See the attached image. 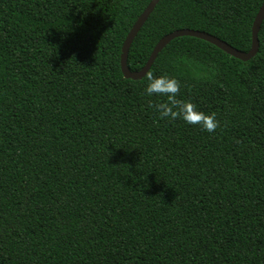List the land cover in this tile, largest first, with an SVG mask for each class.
Returning <instances> with one entry per match:
<instances>
[{"label": "trees", "instance_id": "1", "mask_svg": "<svg viewBox=\"0 0 264 264\" xmlns=\"http://www.w3.org/2000/svg\"><path fill=\"white\" fill-rule=\"evenodd\" d=\"M150 0H0V264H264V19L247 61L193 36L140 79ZM263 0H160L133 38L247 51ZM214 113L162 120L146 77Z\"/></svg>", "mask_w": 264, "mask_h": 264}, {"label": "water", "instance_id": "2", "mask_svg": "<svg viewBox=\"0 0 264 264\" xmlns=\"http://www.w3.org/2000/svg\"><path fill=\"white\" fill-rule=\"evenodd\" d=\"M159 1L160 0H150L148 2L146 7L144 8V10L140 13V15L137 17V19L133 23L132 27L128 31V33H127V35H126V37L122 43L121 54H120V68H121V71H122V74L124 77L131 78V79H140L141 77H143L146 74V72L149 70V68L151 67L154 59L156 58L157 54L161 51V49L164 48V46L173 38L179 37V36H184V35L193 36V37H197V38L203 39L205 41H208L209 43H212L213 45L217 46L218 48H220L221 50H223L227 54H229V55H231L237 59H240L242 61H247L248 59L253 57L255 55V53L257 52L258 46H259V41H258L257 35H258V31H259L261 22L264 19V0L262 2L261 6L259 7V9L257 11L258 13H256L254 20H253V23H252L251 45L247 51L239 50V49L231 46L229 43L219 39L218 37H216L210 33L195 30V29L181 28V29H175V30L165 34L164 36H162L157 41L155 46L153 47V49H152V51L148 57V60H146L145 64L138 70H130L128 65H127V54H128L129 46H130L133 38L135 37V35L139 31V29L143 25V23L148 18V15H150V13L153 11V9L155 8L156 4Z\"/></svg>", "mask_w": 264, "mask_h": 264}, {"label": "clouds", "instance_id": "3", "mask_svg": "<svg viewBox=\"0 0 264 264\" xmlns=\"http://www.w3.org/2000/svg\"><path fill=\"white\" fill-rule=\"evenodd\" d=\"M180 81L175 76L159 75L149 73L146 77V84L143 94L148 97H163L162 102L150 104L162 120L181 119L188 125H195L208 133H213L218 127L214 113H204L190 101L179 98Z\"/></svg>", "mask_w": 264, "mask_h": 264}]
</instances>
